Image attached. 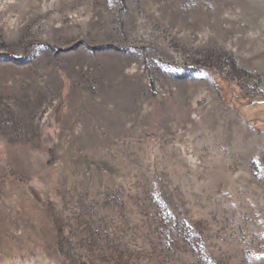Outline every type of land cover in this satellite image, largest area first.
Listing matches in <instances>:
<instances>
[{
  "label": "rangeland",
  "instance_id": "1",
  "mask_svg": "<svg viewBox=\"0 0 264 264\" xmlns=\"http://www.w3.org/2000/svg\"><path fill=\"white\" fill-rule=\"evenodd\" d=\"M262 59L264 0H0V264H264Z\"/></svg>",
  "mask_w": 264,
  "mask_h": 264
},
{
  "label": "bare ground",
  "instance_id": "2",
  "mask_svg": "<svg viewBox=\"0 0 264 264\" xmlns=\"http://www.w3.org/2000/svg\"><path fill=\"white\" fill-rule=\"evenodd\" d=\"M254 52H255V51H254ZM254 52H253V53H254ZM261 61L263 62V61H264V59L260 60L259 62H261Z\"/></svg>",
  "mask_w": 264,
  "mask_h": 264
},
{
  "label": "trees",
  "instance_id": "3",
  "mask_svg": "<svg viewBox=\"0 0 264 264\" xmlns=\"http://www.w3.org/2000/svg\"><path fill=\"white\" fill-rule=\"evenodd\" d=\"M261 104H264V103H261ZM255 105V104H254ZM254 105H252V106H254ZM257 105V104H256ZM259 105V104H258Z\"/></svg>",
  "mask_w": 264,
  "mask_h": 264
}]
</instances>
